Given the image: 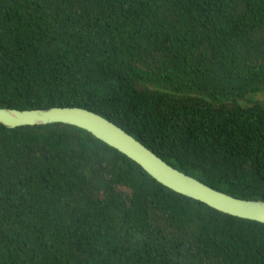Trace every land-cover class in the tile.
I'll return each instance as SVG.
<instances>
[{"label": "trees", "instance_id": "trees-1", "mask_svg": "<svg viewBox=\"0 0 264 264\" xmlns=\"http://www.w3.org/2000/svg\"><path fill=\"white\" fill-rule=\"evenodd\" d=\"M264 0H0V108L93 112L179 172L264 202ZM0 264H264V224L84 130L0 124Z\"/></svg>", "mask_w": 264, "mask_h": 264}, {"label": "water", "instance_id": "water-1", "mask_svg": "<svg viewBox=\"0 0 264 264\" xmlns=\"http://www.w3.org/2000/svg\"><path fill=\"white\" fill-rule=\"evenodd\" d=\"M56 123L86 131L136 163L157 183L177 194L203 203L218 212L264 224V202L230 197L179 172L123 129L93 112L72 107L28 111L0 108V124L9 129Z\"/></svg>", "mask_w": 264, "mask_h": 264}, {"label": "rangeland", "instance_id": "rangeland-1", "mask_svg": "<svg viewBox=\"0 0 264 264\" xmlns=\"http://www.w3.org/2000/svg\"><path fill=\"white\" fill-rule=\"evenodd\" d=\"M256 99H258V100H264V96H260L259 95V96L256 97Z\"/></svg>", "mask_w": 264, "mask_h": 264}]
</instances>
